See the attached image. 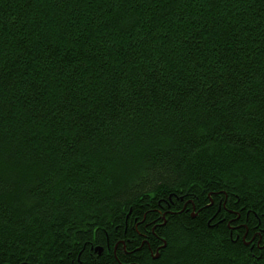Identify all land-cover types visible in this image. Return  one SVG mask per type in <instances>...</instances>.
Here are the masks:
<instances>
[{"label":"trees","instance_id":"obj_1","mask_svg":"<svg viewBox=\"0 0 264 264\" xmlns=\"http://www.w3.org/2000/svg\"><path fill=\"white\" fill-rule=\"evenodd\" d=\"M0 264H264V0H0Z\"/></svg>","mask_w":264,"mask_h":264},{"label":"water","instance_id":"obj_2","mask_svg":"<svg viewBox=\"0 0 264 264\" xmlns=\"http://www.w3.org/2000/svg\"><path fill=\"white\" fill-rule=\"evenodd\" d=\"M246 245H247V244H246ZM96 251L100 252V249H98V250H96Z\"/></svg>","mask_w":264,"mask_h":264}]
</instances>
